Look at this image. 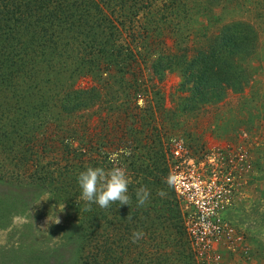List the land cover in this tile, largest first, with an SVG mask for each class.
<instances>
[{"label":"trees","instance_id":"16d2710c","mask_svg":"<svg viewBox=\"0 0 264 264\" xmlns=\"http://www.w3.org/2000/svg\"><path fill=\"white\" fill-rule=\"evenodd\" d=\"M249 4L264 12V0H0V184L71 210L74 264H204L167 183L168 142L200 140L209 108L240 102L254 79ZM114 164L132 204L85 211L79 172ZM142 185L150 199L137 208Z\"/></svg>","mask_w":264,"mask_h":264},{"label":"rangeland","instance_id":"374dc122","mask_svg":"<svg viewBox=\"0 0 264 264\" xmlns=\"http://www.w3.org/2000/svg\"><path fill=\"white\" fill-rule=\"evenodd\" d=\"M249 5L245 18L260 33L254 79L240 102L239 95L232 94L230 105L209 108L214 122L200 140L171 136L185 143L198 172L220 188L210 223L197 219L190 212L194 209L183 204L186 226L201 235L198 242L192 239L204 253L196 260L204 264H264V12L258 4ZM224 15L241 16L228 11ZM178 81L175 73L169 74L165 91L173 93ZM233 116L239 121L227 123ZM31 194L11 183L0 184V264H74L78 240L71 210L48 203L46 194Z\"/></svg>","mask_w":264,"mask_h":264},{"label":"clouds","instance_id":"9594fccd","mask_svg":"<svg viewBox=\"0 0 264 264\" xmlns=\"http://www.w3.org/2000/svg\"><path fill=\"white\" fill-rule=\"evenodd\" d=\"M130 154V151L125 152V155ZM174 179L171 175L167 178L169 186L174 183ZM77 184L80 188L79 199L85 202V211H91L93 204L98 205L101 209H108L114 203H118L119 206L132 204V196L129 194L131 180L126 168L119 165L114 164L113 167L107 169L101 166H87L85 170L79 172ZM134 194L137 208L143 207L149 202L150 190L147 186L137 187ZM157 195L164 197L166 193L161 190L157 192ZM54 222L59 223L60 221L55 218ZM142 236V230H133L132 242L136 243Z\"/></svg>","mask_w":264,"mask_h":264},{"label":"built area","instance_id":"2783aa9c","mask_svg":"<svg viewBox=\"0 0 264 264\" xmlns=\"http://www.w3.org/2000/svg\"><path fill=\"white\" fill-rule=\"evenodd\" d=\"M240 156V158L246 157L245 154ZM169 167L170 175L175 178L172 187L178 198L184 205L186 204V207L194 209L190 211L193 216L204 223H210L216 215L220 188L214 186L212 181H208L198 172L189 155L188 147L180 138H171ZM189 230L198 242L201 235L195 233L194 229Z\"/></svg>","mask_w":264,"mask_h":264}]
</instances>
